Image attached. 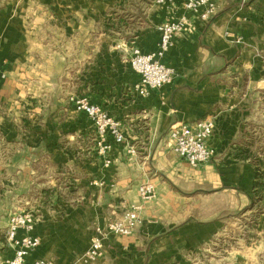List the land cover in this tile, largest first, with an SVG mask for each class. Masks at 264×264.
<instances>
[{"label": "crops", "instance_id": "obj_1", "mask_svg": "<svg viewBox=\"0 0 264 264\" xmlns=\"http://www.w3.org/2000/svg\"><path fill=\"white\" fill-rule=\"evenodd\" d=\"M184 1L0 0V230L11 213L32 212L40 245L28 262L77 261L95 226L139 203L149 182L156 196L143 202L135 232L107 239L98 260L79 264H229V248L217 259L216 236L252 212L255 197L254 164L236 150L264 134V0H214L206 22ZM181 16L186 26L162 58L171 81L139 95L130 47L156 50V25ZM114 17L131 26L116 28ZM75 92L120 121L124 143L108 137L103 148L70 100ZM203 119L214 121V155L193 167L168 133ZM261 182L262 240H243L237 264H264ZM12 256L0 238V264Z\"/></svg>", "mask_w": 264, "mask_h": 264}, {"label": "built area", "instance_id": "obj_2", "mask_svg": "<svg viewBox=\"0 0 264 264\" xmlns=\"http://www.w3.org/2000/svg\"><path fill=\"white\" fill-rule=\"evenodd\" d=\"M182 6L187 11L195 12L201 21H208L216 13L214 0H185ZM186 26V18L181 16L156 25L160 34L156 50L143 53L138 47H130L129 63L134 72L139 75V83L135 91L142 96L148 95L149 90L158 89L168 84L172 79L173 70L162 62L163 56L173 46L174 38ZM4 62L0 61V78L5 77ZM70 100L75 108L87 115L91 120L96 134L106 142L104 149L110 147L108 137L115 143H124L121 133V124L118 119L111 116L98 105L91 104L84 96H72ZM214 130L212 119H203L192 123L178 122L171 125L169 137L173 141V151L191 166L197 167L208 162L214 155V149L207 140ZM130 153L134 150L129 148ZM140 202L131 203L124 207L122 212L96 225L94 234L90 239L88 248L80 255L77 261L71 264L91 263L98 260L104 253V242L117 236H130L142 223L141 208L156 196L153 185L149 182L138 187ZM35 218L30 211L14 212L9 216L5 232L7 246L13 249V256L6 264H54L51 261L35 259L28 262L29 254L40 245V239L34 235Z\"/></svg>", "mask_w": 264, "mask_h": 264}, {"label": "rangeland", "instance_id": "obj_3", "mask_svg": "<svg viewBox=\"0 0 264 264\" xmlns=\"http://www.w3.org/2000/svg\"><path fill=\"white\" fill-rule=\"evenodd\" d=\"M115 21H110V23H114L116 28L119 27L120 23L122 26H126L127 28L131 25H127L122 23L117 17H114ZM129 24V23H128ZM115 29V27H113ZM128 36L126 39L128 40ZM129 61V58L127 59ZM90 72L91 82L96 83L98 81V74L95 69H92ZM100 74L107 75L109 74L108 70L99 71ZM76 76V72H75ZM101 77V75H100ZM75 94H80L81 92H75ZM79 96V95H78ZM213 120V119H212ZM252 126V125H251ZM252 129V128H251ZM241 141V140H240ZM239 149L236 150L238 157H249L250 162L253 163L255 168V173L257 174V188L254 193V202L252 205V212L248 215L244 216L245 218H236L232 221H229V225L220 229L216 236V241H218V256L217 259L221 258L225 253V248H229V264H237V259L241 258L242 255V241L244 240L246 244L253 243L255 241L262 240L260 236L256 234L255 228L257 225V218L259 214L262 212L263 205L260 202L259 193L261 181L264 179V134H254L251 133L247 139L243 140ZM14 201L11 200V203ZM29 211V210H27ZM12 214V213H11ZM5 232L6 229L0 230V238L5 241ZM226 241V242H225ZM228 244V245H227ZM234 255V256H233ZM217 264H223L222 261H219Z\"/></svg>", "mask_w": 264, "mask_h": 264}, {"label": "trees", "instance_id": "obj_4", "mask_svg": "<svg viewBox=\"0 0 264 264\" xmlns=\"http://www.w3.org/2000/svg\"><path fill=\"white\" fill-rule=\"evenodd\" d=\"M257 183H258V182H257V174L255 173V183H254L255 190H256V188H257V186H258ZM253 200H254V198H253Z\"/></svg>", "mask_w": 264, "mask_h": 264}]
</instances>
